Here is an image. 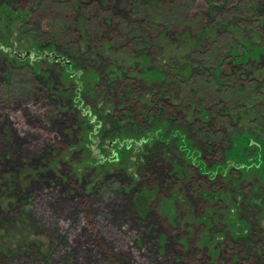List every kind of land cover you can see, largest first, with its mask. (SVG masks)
<instances>
[{
  "label": "rangeland",
  "instance_id": "obj_1",
  "mask_svg": "<svg viewBox=\"0 0 264 264\" xmlns=\"http://www.w3.org/2000/svg\"><path fill=\"white\" fill-rule=\"evenodd\" d=\"M159 2L0 0V259L264 264V8Z\"/></svg>",
  "mask_w": 264,
  "mask_h": 264
},
{
  "label": "trees",
  "instance_id": "obj_2",
  "mask_svg": "<svg viewBox=\"0 0 264 264\" xmlns=\"http://www.w3.org/2000/svg\"><path fill=\"white\" fill-rule=\"evenodd\" d=\"M116 1L124 3L126 8L128 10H130V13H132L134 15H137V16L144 17V18L148 17L149 13L155 11V8L158 7V5L160 3L159 0H116ZM83 5L84 4L82 2H80V6H83ZM262 8H264V0H260L259 6H256V9H258V10H260ZM245 91H246V89H243V88L240 89V93L241 94H243ZM158 93L159 92H157V94ZM119 94H120V100L123 102V104L125 106H127L128 104L130 105V103L133 102L135 90L132 89L130 86H123L122 88H120ZM187 97H188L187 98V100H188V99H190L191 96H187ZM1 100H2V98H1ZM3 100H5V99H3ZM158 101H161V99L158 100ZM192 104H194V102H192ZM0 106L3 107L5 105H4L3 102L0 101ZM155 106H156V110L153 113L151 112L150 115H148L149 119H152V120L163 119V117H162L163 109L157 108V104L156 103H155ZM155 106L151 107L152 110H153V107H155ZM188 107H191V105H188ZM164 120H167L170 123H175L177 121H187L186 118L185 119L181 118V116L179 114H177L175 117L164 118ZM50 125H53V123L50 124ZM195 125H197V122L196 123L193 122V123L189 124L190 129L194 131V135L196 137L200 138L201 143H204L203 146L206 145L207 148H209L208 150H211V148L214 147L215 139L213 138V136L210 135V133L207 130L203 129V127L202 128L199 127V129H197L195 131V128L193 127ZM141 141L144 142L145 140L142 139ZM200 152L201 153L203 152L202 148H200ZM55 201H56V203H55ZM66 204H67V200L62 199L60 197H57V198L54 197V199L50 203V207L52 208V210L51 211L48 210V213L46 214V218L48 220H50L51 219L50 216H52V215L54 216V214H56V216H59V213L64 211V208L68 205V204L67 205ZM69 211L70 212H74L72 207L69 208ZM78 212L79 211H77L76 214H75L76 217L78 216L77 215ZM99 213H101V212H99ZM107 213L112 214L113 211H111V210L110 211H105V214H107ZM56 216H54V218H56ZM55 220L58 221V219H55ZM89 235L91 237L94 236L93 237L94 240H97L96 243H100L101 245L105 246L106 249H107V247H109L108 243L105 242V239H103L104 236L107 235V233L104 232V229H102V228H100V229L94 228V232H92V231L89 232ZM60 240H61V237L57 240V242L54 243L53 249L51 250V252H50L48 257H49V259L52 260L53 264H70L71 263V259H73L72 258V252L66 251V253H64V251H61L60 250L61 249L60 246H61L62 243L60 244ZM68 242H69V239H68ZM64 243L67 244V236H65ZM55 249L56 250H60V251L58 252V255L56 256V258L54 259L53 256H55V253H56ZM52 253H54V255ZM94 253H95V256L91 258L92 264H103L105 258L99 259V257H101V255H100L101 253L98 250L97 251L95 250ZM194 253L195 252L191 251L188 254V257L192 256ZM127 260H129V259L127 258ZM117 261H118V263L115 262L114 264H124L122 262V259H118ZM0 264H12V262H8V261H5L3 259H0ZM13 264H19V263L13 262Z\"/></svg>",
  "mask_w": 264,
  "mask_h": 264
},
{
  "label": "water",
  "instance_id": "obj_3",
  "mask_svg": "<svg viewBox=\"0 0 264 264\" xmlns=\"http://www.w3.org/2000/svg\"><path fill=\"white\" fill-rule=\"evenodd\" d=\"M44 56H47V57H49V58H52V59H56V60H61L59 57H56V56H54V55H44ZM63 60V59H62Z\"/></svg>",
  "mask_w": 264,
  "mask_h": 264
}]
</instances>
